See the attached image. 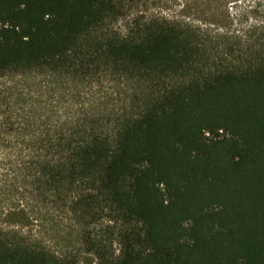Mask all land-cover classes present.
<instances>
[{"label":"trees","instance_id":"16d2710c","mask_svg":"<svg viewBox=\"0 0 264 264\" xmlns=\"http://www.w3.org/2000/svg\"><path fill=\"white\" fill-rule=\"evenodd\" d=\"M0 264H264V0H0Z\"/></svg>","mask_w":264,"mask_h":264}]
</instances>
